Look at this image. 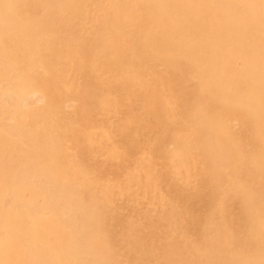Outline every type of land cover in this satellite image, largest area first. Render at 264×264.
Instances as JSON below:
<instances>
[{
    "label": "rangeland",
    "instance_id": "374dc122",
    "mask_svg": "<svg viewBox=\"0 0 264 264\" xmlns=\"http://www.w3.org/2000/svg\"><path fill=\"white\" fill-rule=\"evenodd\" d=\"M196 1L197 20L177 0H0V211L69 232L61 252L23 233L39 264H264L262 64L255 81L236 58L231 91L207 78L217 46L262 53L264 27L229 34L234 8Z\"/></svg>",
    "mask_w": 264,
    "mask_h": 264
},
{
    "label": "bare ground",
    "instance_id": "6f19581e",
    "mask_svg": "<svg viewBox=\"0 0 264 264\" xmlns=\"http://www.w3.org/2000/svg\"><path fill=\"white\" fill-rule=\"evenodd\" d=\"M177 1H179L180 3L183 2L186 5V9H189V11L190 10H194L195 13L191 14V15H193L196 18V20L198 19L197 18L198 15H201V11L198 8L199 4H198V2L196 0H177ZM211 1H213V0H211ZM223 1H225L227 3V4L226 3L225 4L228 7L229 6L231 8L233 7L235 12H236V14L233 15L232 24L226 25V26H229L228 29L226 30V32H228L229 34H233L237 30V28L235 27V22L239 21L240 18L244 17L243 14H246V13L249 14V17H250L249 20L250 21L249 22H240V23L236 22V25L238 26V28L240 30L244 29V30L248 31V30H255L257 27H261V26L264 27V0H223ZM11 2H14L13 5L11 4ZM20 2H21V0H10V3L7 4V7H9L10 9H14V8L16 9L19 6ZM168 6H170V5H168ZM133 9L134 8H132V10H130V12H128V11L124 12V10H119L118 14L121 17V19L123 17H128V16L133 17V13L135 12V9H134V12H133ZM171 10L173 11L172 12L173 15L177 14L179 12L176 6L171 7ZM223 10H224V8H223ZM160 17L162 18L161 19V22H162V20L164 19L163 15L160 14ZM157 19H159V18H157ZM159 25L160 24L158 23L156 26H159ZM152 28H154V27H150V28L147 29V31L146 30L144 31L146 33V35H145L146 37L144 38V40H145V43H147V45H149V47H151V49L155 50V49H159V42H158L157 37H155L157 31L155 32V30H154L155 28L154 29H152ZM219 30H221V29H219ZM212 31L213 32H218V29L212 30ZM0 33L2 34L3 32L0 31ZM138 34H141V33H138ZM142 34H143V32H142ZM141 35H139V36H141ZM120 36H121V34H120ZM147 36H148V38H147ZM149 36L150 37L152 36L150 40H148ZM232 36L233 35H230V37H229L230 40H232ZM0 38H1V35H0ZM118 40H120V39H118ZM108 41H109L108 43H111V46H114L116 44V43H114V41H111V40H108ZM215 41H216L215 39H212V43L214 45H216ZM142 44H143V42H142ZM143 45H145V44H143ZM217 45H219V44H217ZM221 46H222L221 49H220V47L217 46L216 47L217 51L213 55H211L210 59H208V62L210 63L209 67H208L209 68V73H207V78H208V82L209 83H212V81H214V82L216 81V82H218V85L220 83L223 87L227 88L229 91H231L233 88H235V86L238 84V77L236 75H233V76L229 75V77H228L227 74H226V69L230 66V64L236 58H241L242 57V59L245 61L244 67H243V69L245 68L244 72H246L247 75L252 77L251 78L252 80L256 81V78L258 77L259 72L255 71V69L257 70V68L260 67L261 64H262L261 73L264 72V63L262 62V59H264V54H263L264 51L260 50L262 53H260L259 55L258 54H256V55L253 54L252 56L248 55L246 57H243V56H240V54L243 53V52H240V53H233L232 52L231 43L230 44H227V43L226 44H222ZM138 52H140V51H138ZM152 54H154V53L152 52ZM135 56H137V55H135ZM258 60L260 61V64H258ZM216 61L220 65L219 67H221V69L218 70V71H216V69H215ZM210 66L214 69L213 73H210L211 72ZM174 70L176 71V69H174ZM181 75H182V73H181ZM226 77H227V79H225ZM263 78H260L261 79L260 82H263L262 81ZM183 79H185V78H183ZM181 82L183 83L182 80H181ZM179 84L180 83H178V86H179ZM184 84H185V82H184ZM181 88H182V86H181ZM20 89H22L23 92H26V88L23 85L20 87ZM251 92H252V89L249 88L248 94H247L246 97H236L235 96V99L238 98L237 100H239V98H241L239 101L244 102L251 96L250 95ZM88 100H89V98H88ZM259 100L262 101L261 103H264V98L263 97H260ZM24 109H26V108H24ZM25 111H27V110H25ZM215 143H217V141H215ZM3 186H5V185H3ZM3 186L0 185V196H2L3 193H4V187ZM26 188H28V187H26ZM31 197L34 198L33 196H31ZM27 203L28 202H26V204ZM15 208L16 207H14V206L10 207L11 210H14ZM11 212L8 211V210H5L3 212L0 211V227L3 229V233L0 234V264H39L38 258L35 257V255H33L30 252L29 248L25 244V241H24L25 234L23 236V233H27L28 235H30V237L33 240H38L39 239V240L45 242V245L47 244L49 246H52L56 250H59L58 252H61L62 250H64V246L67 243L68 238H69L68 237V235H69L68 233L69 232H67L64 229V224L65 223L62 220H60V218L56 215V213L52 209L51 210H46L43 213L44 215L38 216V217H35V218H33V216L30 217V218H24L22 215H25V213L22 214V215L20 213V212L23 213V211H19V212H18V210L13 211L14 212L13 215H11ZM27 214H29V213H27ZM65 228H67V227H65ZM37 243H39V242H37ZM42 246H44V245H42ZM59 258H60V256H59ZM67 264H76V262L75 261H69Z\"/></svg>",
    "mask_w": 264,
    "mask_h": 264
}]
</instances>
